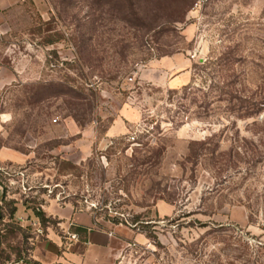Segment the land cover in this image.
<instances>
[{"label": "rangeland", "instance_id": "rangeland-1", "mask_svg": "<svg viewBox=\"0 0 264 264\" xmlns=\"http://www.w3.org/2000/svg\"><path fill=\"white\" fill-rule=\"evenodd\" d=\"M0 83V264L33 208L133 230L127 264H264V0H0Z\"/></svg>", "mask_w": 264, "mask_h": 264}, {"label": "crops", "instance_id": "crops-1", "mask_svg": "<svg viewBox=\"0 0 264 264\" xmlns=\"http://www.w3.org/2000/svg\"><path fill=\"white\" fill-rule=\"evenodd\" d=\"M16 154L21 155L2 146L0 162L11 163ZM2 195L0 186V202ZM46 215L57 220V224L45 228L44 235L34 245L31 253L34 261L39 264H127L128 244L135 237L133 230L121 225L100 227L92 214L71 208L52 209ZM72 227L86 232L79 235L72 232ZM68 233L77 235V240L70 241Z\"/></svg>", "mask_w": 264, "mask_h": 264}, {"label": "trees", "instance_id": "trees-1", "mask_svg": "<svg viewBox=\"0 0 264 264\" xmlns=\"http://www.w3.org/2000/svg\"><path fill=\"white\" fill-rule=\"evenodd\" d=\"M76 122L81 126L82 124L76 120ZM2 189H3V195H2V198H1V203H6V188L0 184ZM10 204V210H9V216L10 217H13L17 211V207H16V202L14 200H11L8 202ZM26 203L27 202H24L23 205L26 206ZM32 212L34 214V216L40 220V222L42 223V226L45 228L49 227V226H55L57 224V220H53L51 217H48L45 212H43L40 208H33L32 209ZM3 219V215H2V209L0 207V221ZM115 222H117L116 220H114ZM137 222H133L131 223V226L133 228H136L137 227ZM140 225H142L141 227H144V226H147L148 224H144V223H139ZM144 225V226H143ZM72 232L74 233H78L79 235L80 234H83L86 232L85 229L83 228H71ZM33 264H39L37 262H34Z\"/></svg>", "mask_w": 264, "mask_h": 264}, {"label": "built area", "instance_id": "built-area-1", "mask_svg": "<svg viewBox=\"0 0 264 264\" xmlns=\"http://www.w3.org/2000/svg\"><path fill=\"white\" fill-rule=\"evenodd\" d=\"M131 140L133 141L134 138H131ZM21 221H23V220L21 219ZM29 226L31 227V230H32L35 238L39 239L40 237H42L44 235V229L41 228L39 220L37 218H35L34 220H31L29 222ZM67 238L70 241H74V240H77V235L68 233ZM132 245L129 243L128 247H131Z\"/></svg>", "mask_w": 264, "mask_h": 264}]
</instances>
